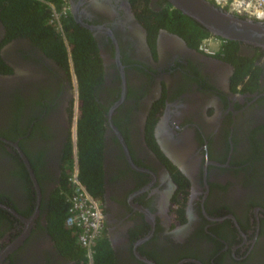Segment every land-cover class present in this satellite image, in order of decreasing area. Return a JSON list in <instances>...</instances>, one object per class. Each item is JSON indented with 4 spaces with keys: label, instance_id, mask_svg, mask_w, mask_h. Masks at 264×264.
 <instances>
[{
    "label": "flooded vegetation",
    "instance_id": "1",
    "mask_svg": "<svg viewBox=\"0 0 264 264\" xmlns=\"http://www.w3.org/2000/svg\"><path fill=\"white\" fill-rule=\"evenodd\" d=\"M65 3L92 41V104L70 63L0 16V264H88L56 246L48 217L80 104L100 134L113 264H264V49L195 21L199 38L167 0Z\"/></svg>",
    "mask_w": 264,
    "mask_h": 264
},
{
    "label": "trees",
    "instance_id": "2",
    "mask_svg": "<svg viewBox=\"0 0 264 264\" xmlns=\"http://www.w3.org/2000/svg\"><path fill=\"white\" fill-rule=\"evenodd\" d=\"M47 1L56 2V0H0V16L8 32H20L38 42L54 58L64 60L65 66L70 63L77 81L78 97L83 103L92 104L86 89H88L89 73L85 69L89 63L94 66L91 60L90 51H92L91 38L83 36L79 29L74 25L71 18H63L62 32H59L47 21L48 7ZM213 2V0H209ZM176 15L177 19L187 20L196 25L200 31L198 37L208 35V32L198 25L192 19L186 17L176 9L168 11ZM162 19V17H159ZM177 22V21H176ZM174 23V18H173ZM234 42L233 40H226ZM86 56H85V53ZM95 68V66H94ZM94 71L92 69L93 75ZM87 97V98H86ZM86 99H88L86 101ZM79 105V118L76 120L75 140L69 145L62 159L66 164V172L63 179L53 189L49 201L48 217L50 231L55 239L56 246L64 253L75 255L78 253L85 262L86 256L84 249L79 246L76 240V233L71 227L64 224L67 207V195L70 193L71 186L67 180V175L73 163L77 166V173L81 183L86 190L96 197V185L100 176L98 174L100 167V134L97 131L95 119L87 115V110ZM87 109H90L87 107ZM99 122H97L98 124ZM98 127V125L96 126ZM74 151V155H73ZM99 238L95 241L91 249L92 264H113L109 252H107L105 243ZM102 242V243H101Z\"/></svg>",
    "mask_w": 264,
    "mask_h": 264
},
{
    "label": "built area",
    "instance_id": "3",
    "mask_svg": "<svg viewBox=\"0 0 264 264\" xmlns=\"http://www.w3.org/2000/svg\"><path fill=\"white\" fill-rule=\"evenodd\" d=\"M213 2L228 12L239 16L264 21V0H213ZM47 21L56 30L62 32V21L68 10L65 0L47 1ZM210 36L199 42L198 47L204 52L211 53ZM74 155V151H73ZM71 186L67 195L66 215L64 224L74 229L77 243L84 249L88 264H92L91 249L101 232L102 214L96 197L91 195L81 183L77 166L73 163L67 175Z\"/></svg>",
    "mask_w": 264,
    "mask_h": 264
},
{
    "label": "water",
    "instance_id": "4",
    "mask_svg": "<svg viewBox=\"0 0 264 264\" xmlns=\"http://www.w3.org/2000/svg\"><path fill=\"white\" fill-rule=\"evenodd\" d=\"M181 13L223 39L248 43L264 49V21L228 12L209 0H167ZM33 180L32 174L30 173Z\"/></svg>",
    "mask_w": 264,
    "mask_h": 264
}]
</instances>
